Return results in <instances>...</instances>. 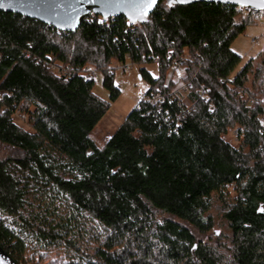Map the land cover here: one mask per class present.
Masks as SVG:
<instances>
[{
    "label": "trees",
    "instance_id": "16d2710c",
    "mask_svg": "<svg viewBox=\"0 0 264 264\" xmlns=\"http://www.w3.org/2000/svg\"><path fill=\"white\" fill-rule=\"evenodd\" d=\"M167 1L75 34L0 13V246L17 264H264V52L231 78L256 20ZM126 64L151 90L100 148Z\"/></svg>",
    "mask_w": 264,
    "mask_h": 264
},
{
    "label": "water",
    "instance_id": "95a60500",
    "mask_svg": "<svg viewBox=\"0 0 264 264\" xmlns=\"http://www.w3.org/2000/svg\"><path fill=\"white\" fill-rule=\"evenodd\" d=\"M161 0L141 15L139 0H0V13L35 20L59 32L75 34L91 16L104 21L125 19L132 26L145 25ZM261 0H168V7L196 4L221 5L264 13ZM0 264H17L0 246Z\"/></svg>",
    "mask_w": 264,
    "mask_h": 264
},
{
    "label": "rangeland",
    "instance_id": "374dc122",
    "mask_svg": "<svg viewBox=\"0 0 264 264\" xmlns=\"http://www.w3.org/2000/svg\"><path fill=\"white\" fill-rule=\"evenodd\" d=\"M260 20L256 24L248 27L245 33L239 36L231 46L232 51L241 58L239 66L235 69L231 78L246 65V63L256 58L264 52V13H261ZM253 40L257 43L254 44ZM147 71L153 78L157 77V65H149ZM139 68L132 67L129 79L123 80V76L118 72L115 73V84L120 88L121 95L118 101L111 105L110 111L105 115L93 132V139L98 147H103L107 141L119 129L126 118L135 110L142 97L146 93L145 83L139 80ZM96 83V95L105 102H110V92L102 85V79L98 77ZM15 122L25 130L31 131L27 123V118H16ZM230 143L236 142V136L230 133L225 137ZM6 150L0 146V157L5 156Z\"/></svg>",
    "mask_w": 264,
    "mask_h": 264
},
{
    "label": "built area",
    "instance_id": "2783aa9c",
    "mask_svg": "<svg viewBox=\"0 0 264 264\" xmlns=\"http://www.w3.org/2000/svg\"><path fill=\"white\" fill-rule=\"evenodd\" d=\"M243 14H244V17H248V16H251L253 15L255 20H260L261 17H262V14L261 13H256V12H253V11H250V10H247V9H240ZM104 21V20H103ZM253 43L256 44L257 41L256 40H253ZM129 58V57H127ZM171 58V56H170ZM159 61V59H156L155 62L157 63ZM131 69H132V66L129 65V64H126L124 65L123 67H121L118 71L119 73L123 76V80L125 79H129V76L131 74ZM171 72L173 73V76H174V79L178 82H181L182 81V77H183V70H182V65H181V62L179 61H174L172 66H171ZM145 89L146 90H151V87L149 85H145ZM0 100H2V94L0 93ZM259 122H261L262 124H264V118H260L259 119Z\"/></svg>",
    "mask_w": 264,
    "mask_h": 264
},
{
    "label": "snow or ice",
    "instance_id": "6c2138e0",
    "mask_svg": "<svg viewBox=\"0 0 264 264\" xmlns=\"http://www.w3.org/2000/svg\"><path fill=\"white\" fill-rule=\"evenodd\" d=\"M139 2L143 5L141 9L142 16H146L148 10H150L156 4V0H139ZM257 6L264 7V0H261V3Z\"/></svg>",
    "mask_w": 264,
    "mask_h": 264
}]
</instances>
